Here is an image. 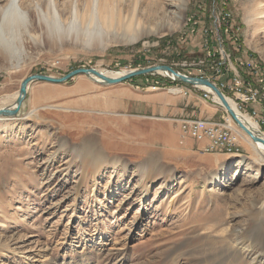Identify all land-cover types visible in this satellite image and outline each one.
<instances>
[{
    "label": "rangeland",
    "instance_id": "1",
    "mask_svg": "<svg viewBox=\"0 0 264 264\" xmlns=\"http://www.w3.org/2000/svg\"><path fill=\"white\" fill-rule=\"evenodd\" d=\"M94 1L54 0L60 24L47 12L49 0L21 1L31 27L5 33L15 50L9 56L0 48V103L14 101L22 81L37 74L61 78L79 68L169 65L196 77L192 70L201 66L207 74L221 68L227 80L232 71L224 69L237 55L264 65V0H188L181 20L174 0H161L162 10L142 23L147 35L137 42L110 36L104 46L73 37L76 29H95L88 24ZM151 1L106 4L144 20ZM74 5L82 15L69 33ZM226 13L240 27L242 48L226 36ZM133 80L35 81L18 116L0 119V264H264V164L252 162L241 138L245 166L238 155L201 153L183 135V120L220 121L225 109L191 85L144 84L167 83L165 75ZM174 87L185 94L169 93ZM238 107L246 115L245 106ZM201 111L213 119L197 118ZM86 146L106 161L85 157Z\"/></svg>",
    "mask_w": 264,
    "mask_h": 264
},
{
    "label": "bare ground",
    "instance_id": "2",
    "mask_svg": "<svg viewBox=\"0 0 264 264\" xmlns=\"http://www.w3.org/2000/svg\"><path fill=\"white\" fill-rule=\"evenodd\" d=\"M2 0H0L1 3ZM22 0H8L7 4L5 6H0V48L2 47L6 51L9 52V56L13 53L12 51L15 50L14 46H12L11 43H9V40L6 41L5 39V33L7 31H19L24 27L26 31L28 32V29L31 27L30 23V13L29 11H25L21 5ZM166 1V0H162ZM162 1L161 0H154L150 3V12L144 16V20L141 19L142 15L136 16L133 13H131L127 9H119L117 5H110L108 2L106 4V0H104L103 4H100V0H95L93 3V9L90 13V17L88 15V24L90 26H94L95 29L84 31V33H80L76 29L73 33V37L78 40L79 42H88L89 44H95L100 43V45H103L105 43V40L108 41V38L111 36L115 39H120L121 41L129 40L131 42H137L141 38H143L144 35L148 34V31L143 30L142 23L150 22L154 19V16L159 13L160 10H162ZM4 2V1H3ZM175 7L177 8V11L175 12V16L178 17L179 20L183 18V11L186 10L188 5V0H174ZM109 4V5H108ZM168 5V4H165ZM40 15L42 16V19H46V11L45 9H40ZM127 11V12H126ZM129 11V12H128ZM47 12L51 14L59 24L62 22V14L58 11L54 0H49V4L47 5ZM155 13V14H154ZM70 31H74L75 26L74 24H77L79 21L80 16L82 15V12L79 10L77 5H74L73 8L70 11ZM48 16V15H47ZM141 17V18H140ZM41 18V17H40ZM41 19V20H42ZM142 27V28H140ZM115 28H118L121 31V34H119L115 30ZM111 30L113 32H111ZM25 31V32H26ZM31 31V29H30ZM13 33V32H12ZM18 33V32H17ZM20 36V35H19ZM20 38V37H19ZM19 40V39H18ZM13 41V40H11ZM13 43V42H12ZM19 43H21L19 41ZM13 45H16L13 44ZM20 45V44H19ZM4 46V47H3ZM22 46V45H20ZM104 46V45H103ZM17 48V47H16ZM101 71V70H99ZM103 72V71H101ZM108 77L113 78H119L124 76L127 71L122 70L120 72H103ZM161 74L168 76L167 72L160 71ZM170 75V74H169ZM90 80H92L95 84H103V81L99 78L94 77L93 75L88 76ZM104 85V84H103ZM198 88L206 91L209 94H212V91L205 86H198ZM153 90V88H152ZM169 93L174 94L175 96H183L185 94L184 90L179 87H174L168 90ZM19 94H16L15 100L12 102L3 101L0 103V110L5 108H12L15 106V103L17 101ZM215 101L219 103L220 105H223L221 103V100L215 96ZM180 98V97H179ZM226 101L228 102L230 108L235 112L238 119L247 127L249 128L254 135H257L256 129L258 128L257 122L249 117L248 115L243 114V112L240 111L238 108L236 102L231 99L230 97H226ZM15 102V103H14ZM11 107H7L10 106ZM226 109L225 107H223ZM69 110V109H68ZM35 112V110H34ZM32 114V113H31ZM229 114V113H228ZM231 121L234 123L235 132L239 136V139L241 138L242 141H244L248 146H250L251 151L254 153V156L252 157V162L255 160V163H261V165L264 164V145L261 143H256L253 141L252 137L248 135L242 128H240L234 119L232 117ZM2 119V118H0ZM258 136V135H257ZM111 146V145H107ZM83 152H85V157H91L94 163H104L106 159L104 158V155H102L97 150H94L91 146H86L83 149ZM221 159V158H220ZM247 157H240V164L242 166H245L247 164ZM114 160V159H113ZM254 163V164H255ZM243 170H239V172L236 174V178L240 177ZM218 175V174H217ZM226 179V178H225ZM213 181H217L219 185H222V178L218 176L213 177ZM260 213L263 221H264V202L259 207ZM209 237V236H208ZM211 237V236H210Z\"/></svg>",
    "mask_w": 264,
    "mask_h": 264
},
{
    "label": "built area",
    "instance_id": "3",
    "mask_svg": "<svg viewBox=\"0 0 264 264\" xmlns=\"http://www.w3.org/2000/svg\"><path fill=\"white\" fill-rule=\"evenodd\" d=\"M222 17H226L228 19L226 20L224 27L227 32L226 36L228 38H231V40H233L235 44L240 42V45L238 46L239 48H242L240 27H238V25L236 24L235 29L232 30V21H230L231 15L226 13ZM216 19L218 18L216 17ZM208 33L209 32L206 31V35ZM211 33L214 32L212 31ZM215 35L218 37V40H220L218 31H216ZM204 47L206 50L208 49V40H206ZM207 54L209 57H211L212 51L208 50ZM220 54L222 56V59H226L225 52L222 48L220 49ZM233 62L234 63L230 62V68L224 69L232 71V77L230 78V76L227 75L226 78H230L227 80H221L223 77L221 68H212L214 70V73L212 74H207V72L204 71L201 66H198L195 70L193 69L192 71H194L195 75H197L196 77L209 79L222 91V93L226 97H228L227 94L232 95L236 101L237 106H245L244 112L246 113V115L254 119L258 124V128L256 129L257 135L264 138V115L260 113V108L263 107L264 110V65L256 61L253 58V55H249L246 57H243L242 54L237 55L233 59ZM236 67L238 68V70L236 69ZM240 69L244 70L246 73H244V75H241ZM179 73L185 76L194 77L193 73L190 70H185L184 73ZM155 74L163 75L160 72H155L154 74H152V76H154ZM166 77L168 81L177 82L171 74L169 75V73ZM156 85L160 86V83L156 82ZM211 96H213L214 103L223 107V105H220L215 101V97L212 94L206 93L202 98L205 101H210ZM250 105L256 108V110H254L253 108L254 111L252 113L247 111ZM225 112L226 113L222 116L220 121L203 119L183 120L182 128L184 137L195 140L197 144H199L197 150L201 153H225L227 155L241 156L240 152L242 151L239 144V136L235 132L234 123L231 121L230 115L228 114L226 109Z\"/></svg>",
    "mask_w": 264,
    "mask_h": 264
},
{
    "label": "water",
    "instance_id": "4",
    "mask_svg": "<svg viewBox=\"0 0 264 264\" xmlns=\"http://www.w3.org/2000/svg\"><path fill=\"white\" fill-rule=\"evenodd\" d=\"M160 71L171 74L173 78L179 83L191 85L194 87H198V86L208 87L212 91V93L221 100L223 107L226 108V111L229 113L230 117L234 119L236 124L240 128H242L248 135H250L254 142L261 143L264 145V138L254 135V133L238 119L237 115L230 108L228 102L226 101V96L214 83H212L209 79H205V78L185 76L179 73L178 71H176L172 66L169 65H156L152 67L138 69L135 71H130L127 72L124 76L119 78L108 77L103 72L99 71V69L96 68H79L68 73L67 75L61 78H56L53 76L41 75V74L33 75L25 78L22 81L15 106H13L12 108H5L0 110V118H4V117L16 118L18 116V114L22 110V106L27 97V94H29L28 93L29 86L32 82L35 81H42L52 84H62L80 75H84V76L93 75L94 77L101 79L104 85H118V84H123L133 78L151 75L154 74L155 72H160Z\"/></svg>",
    "mask_w": 264,
    "mask_h": 264
},
{
    "label": "trees",
    "instance_id": "5",
    "mask_svg": "<svg viewBox=\"0 0 264 264\" xmlns=\"http://www.w3.org/2000/svg\"><path fill=\"white\" fill-rule=\"evenodd\" d=\"M232 30L235 29L236 27V23L232 22ZM225 25V23L223 24V26ZM133 82H136L132 79ZM144 84L145 86H154V87H172V86H175V85H178L179 83L178 82H173V81H168L167 83H160V86H157L155 82H148V83H145V80H144Z\"/></svg>",
    "mask_w": 264,
    "mask_h": 264
},
{
    "label": "crops",
    "instance_id": "6",
    "mask_svg": "<svg viewBox=\"0 0 264 264\" xmlns=\"http://www.w3.org/2000/svg\"><path fill=\"white\" fill-rule=\"evenodd\" d=\"M215 112V111H214ZM216 112H218V109H216ZM214 114V113H213ZM262 115H264V112L261 113ZM208 114H206L205 112H200V115L199 113L197 115H195L197 118H208V119H213L214 116L210 117V116H207ZM189 117V116H188Z\"/></svg>",
    "mask_w": 264,
    "mask_h": 264
}]
</instances>
